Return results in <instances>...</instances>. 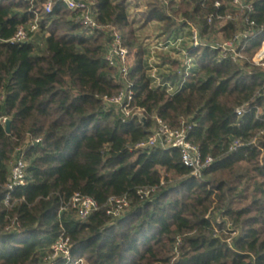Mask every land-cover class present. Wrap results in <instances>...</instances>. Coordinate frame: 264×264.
I'll list each match as a JSON object with an SVG mask.
<instances>
[{"label":"trees","instance_id":"1","mask_svg":"<svg viewBox=\"0 0 264 264\" xmlns=\"http://www.w3.org/2000/svg\"><path fill=\"white\" fill-rule=\"evenodd\" d=\"M45 1L0 0V116L10 123L8 132L0 123V264H264V68L250 60L264 40V0H246L254 34L240 61L188 46L196 66L182 76L178 58L158 54L157 75L184 82L174 92L153 84L126 5L94 0L98 22L116 27L128 49L132 107L143 109L145 126L104 106L102 97L120 88L103 59L104 35L84 36L61 4L43 15L40 41H6ZM141 1L142 24L160 22L165 34L179 17L208 41L246 27L242 17L208 23L216 0H169L171 15L160 0ZM221 1L218 13H232L230 0ZM241 105L246 110L237 116ZM154 117L173 128L180 117L191 125L188 139L201 156L213 157L202 184L176 148H134ZM30 137L39 142L28 143ZM235 138L242 145L229 151ZM16 148L24 151L25 183L5 203ZM143 186L155 189L140 198ZM74 193L97 202L84 221L59 211ZM123 195L125 211L107 214L108 198ZM60 235L68 238L69 258L51 257Z\"/></svg>","mask_w":264,"mask_h":264},{"label":"built area","instance_id":"2","mask_svg":"<svg viewBox=\"0 0 264 264\" xmlns=\"http://www.w3.org/2000/svg\"><path fill=\"white\" fill-rule=\"evenodd\" d=\"M31 2V0H30ZM141 2V0H138ZM165 7L167 14L171 15L169 10V0H160ZM175 4L179 0H173ZM54 3L61 4L65 9L73 13L74 19L82 29L84 36H93L98 33L104 35V52L103 59L114 72L111 78L120 84L119 90L109 96H103L102 101L105 107H112L114 111L120 114L122 120H128L135 114H143L142 108L132 107V100L134 91L132 82L129 79L128 73V49L123 44V39L120 31L110 24H102L96 18V8L94 0H46L42 3L40 9H31L32 18L25 23L16 26L13 35L6 41L14 44H23L30 41L37 43L39 40V24L44 14L50 13ZM222 1L216 0L213 4L215 11L213 14L206 16L208 23L212 22L214 18L224 20H237L242 17V21L246 24L245 28L238 29L231 37L219 41H208L200 35L198 26L190 20L182 17L178 18L179 25L170 34L162 33L161 29L153 38H149L144 45L147 51V67L148 72L154 80L157 81V86L165 87L167 91L174 92L183 86V80L179 84H172L169 81L162 80L158 75V68L155 63H159L158 54L168 53L172 58L180 60V67L177 70L178 75L191 74L193 68L196 66L193 58L189 55L186 47L193 48L208 46L213 50H217L219 56L231 57L234 62L240 61L244 56L242 51L245 47V41L254 34L252 30L253 21L249 20L248 13L252 12L253 7L246 0H230L232 13L219 14L218 9L221 7ZM31 8V7H30ZM244 13L246 14L245 16ZM133 18V17H132ZM131 18V19H132ZM136 19L139 18L135 17ZM129 19V18H128ZM130 21V20H129ZM142 23V20L139 21ZM160 23V22H159ZM161 24V23H160ZM47 27V24L45 25ZM48 33L45 32L44 36ZM264 40L261 42L260 48L250 58L251 62L257 66L264 68ZM156 61V62H155ZM260 93L264 96V81L260 89ZM2 95L0 96V101ZM246 110L244 105L235 109L236 115L240 116ZM7 118L0 116V123L5 125ZM191 125L186 122V119L180 117L178 126L173 128L165 123L159 117H154V123L149 129L146 137L135 143V149H150L159 147L162 149L176 148L179 151L181 162L184 166L190 169V175L198 182L203 183L202 174L213 162L212 156H201L199 148L196 144L188 139V131ZM39 142L38 137H30L28 143L33 144ZM254 143V139L251 140ZM242 142L235 138L228 146L229 151H233L240 147ZM25 168L26 161L24 158V151L22 148H16L13 153V159L10 166V174L6 183V194L4 202L7 203L10 198V193L16 187L22 186L25 183ZM155 187L143 186L138 189L137 194L140 198L148 197ZM107 214L111 216H118L125 211L128 206L127 198L123 196H111L106 202ZM96 200L88 195L74 193L69 201L60 206L59 211L70 209L74 212L75 217L84 221L88 216L97 209ZM52 251L51 257L62 256L69 258V243L68 238L60 235L50 246ZM80 262V260H79Z\"/></svg>","mask_w":264,"mask_h":264},{"label":"rangeland","instance_id":"3","mask_svg":"<svg viewBox=\"0 0 264 264\" xmlns=\"http://www.w3.org/2000/svg\"><path fill=\"white\" fill-rule=\"evenodd\" d=\"M113 1H118V0H113ZM131 1V4L129 7V15L133 16L132 21L134 28L136 30V34L139 37V39L148 37V38H153L155 34L158 32V24L157 23H150L146 27L142 23H140V19H136L137 15L139 14L140 10L142 9V4L141 2H138V0H129ZM135 6V7H134ZM134 7V8H132ZM132 10V11H131ZM261 46V45H260ZM260 48V47H259Z\"/></svg>","mask_w":264,"mask_h":264},{"label":"crops","instance_id":"4","mask_svg":"<svg viewBox=\"0 0 264 264\" xmlns=\"http://www.w3.org/2000/svg\"><path fill=\"white\" fill-rule=\"evenodd\" d=\"M118 1H121V2H123L125 5H126V7H129V5L131 4V1H129V0H118ZM141 4H142V7H143V3H142V1H141ZM135 7V6H134ZM134 7H132V8H134ZM127 11L129 12V9L127 8ZM132 11V10H131ZM133 16H131V15H129V13H128V18H129V20H130V22L132 23V25H133V21H132V18ZM137 17H138V15H137ZM157 23L158 24V29H157V31H159L160 30V23L159 22H156V21H151V22H149V23H147V24H145V26L144 27H146L147 25H149L150 23ZM134 26V25H133ZM158 33V32H157ZM156 33V34H157ZM139 38V37H138ZM149 38L148 37H144V38H141V39H139L140 41H141V43H142V45L144 46L145 44H146V42L145 41H147ZM146 51V50H145ZM147 52V51H146ZM147 57H148V55L146 54V61H147ZM156 62V61H155ZM158 64H161V62L159 61V63H155V66L158 68ZM162 69V67L161 68H159V70H161ZM157 83V81L156 80H154L153 81V84H156Z\"/></svg>","mask_w":264,"mask_h":264},{"label":"water","instance_id":"5","mask_svg":"<svg viewBox=\"0 0 264 264\" xmlns=\"http://www.w3.org/2000/svg\"><path fill=\"white\" fill-rule=\"evenodd\" d=\"M137 118L140 122H141V124L143 125V126H145V124H146V118H145V116L143 115V114H135L131 119H133V118ZM9 121L7 120L6 122H5V131L6 132H8L9 131Z\"/></svg>","mask_w":264,"mask_h":264},{"label":"bare ground","instance_id":"6","mask_svg":"<svg viewBox=\"0 0 264 264\" xmlns=\"http://www.w3.org/2000/svg\"><path fill=\"white\" fill-rule=\"evenodd\" d=\"M263 49H264V43H263Z\"/></svg>","mask_w":264,"mask_h":264}]
</instances>
